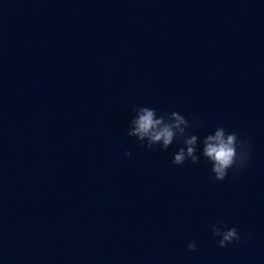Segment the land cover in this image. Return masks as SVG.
<instances>
[{
	"label": "water",
	"instance_id": "obj_1",
	"mask_svg": "<svg viewBox=\"0 0 264 264\" xmlns=\"http://www.w3.org/2000/svg\"><path fill=\"white\" fill-rule=\"evenodd\" d=\"M137 106L248 165L175 166L126 135ZM0 264H264V0H0Z\"/></svg>",
	"mask_w": 264,
	"mask_h": 264
},
{
	"label": "clouds",
	"instance_id": "obj_2",
	"mask_svg": "<svg viewBox=\"0 0 264 264\" xmlns=\"http://www.w3.org/2000/svg\"><path fill=\"white\" fill-rule=\"evenodd\" d=\"M193 124L179 112L158 113L156 109L137 106L131 120V128L126 132L128 137L136 138L140 147L152 150L161 145L167 151L175 142L180 141L184 146L174 154L172 163L183 167L187 161L199 164L201 155L212 165V179L223 182L233 170L234 175L243 170L251 158L250 140L241 139L235 132H229L224 127H217L213 134H208L203 139L202 152H198L200 137L190 133ZM126 156L131 157L132 152L127 151ZM213 238H218L220 248H227L234 242H240L242 237L235 227H229L221 222L212 227ZM245 239L248 238L246 234ZM190 252L197 250L195 241L187 245Z\"/></svg>",
	"mask_w": 264,
	"mask_h": 264
}]
</instances>
